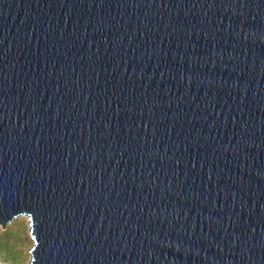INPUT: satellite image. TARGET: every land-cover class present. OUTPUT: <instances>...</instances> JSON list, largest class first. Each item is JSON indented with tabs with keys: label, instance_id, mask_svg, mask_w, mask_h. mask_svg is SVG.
I'll return each instance as SVG.
<instances>
[{
	"label": "water",
	"instance_id": "95a60500",
	"mask_svg": "<svg viewBox=\"0 0 264 264\" xmlns=\"http://www.w3.org/2000/svg\"><path fill=\"white\" fill-rule=\"evenodd\" d=\"M0 264H264V0H0Z\"/></svg>",
	"mask_w": 264,
	"mask_h": 264
},
{
	"label": "trees",
	"instance_id": "16d2710c",
	"mask_svg": "<svg viewBox=\"0 0 264 264\" xmlns=\"http://www.w3.org/2000/svg\"><path fill=\"white\" fill-rule=\"evenodd\" d=\"M18 257L14 256V254H11L9 257H7V259H16Z\"/></svg>",
	"mask_w": 264,
	"mask_h": 264
}]
</instances>
